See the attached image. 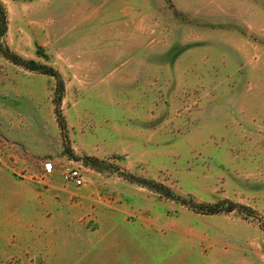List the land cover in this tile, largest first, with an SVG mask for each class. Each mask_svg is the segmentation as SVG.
I'll return each mask as SVG.
<instances>
[{
  "label": "rangeland",
  "instance_id": "rangeland-1",
  "mask_svg": "<svg viewBox=\"0 0 264 264\" xmlns=\"http://www.w3.org/2000/svg\"><path fill=\"white\" fill-rule=\"evenodd\" d=\"M0 2V264H264V0Z\"/></svg>",
  "mask_w": 264,
  "mask_h": 264
},
{
  "label": "trees",
  "instance_id": "trees-1",
  "mask_svg": "<svg viewBox=\"0 0 264 264\" xmlns=\"http://www.w3.org/2000/svg\"><path fill=\"white\" fill-rule=\"evenodd\" d=\"M6 28H7L6 12H5L4 6L0 2V54L4 58L12 62L13 64L21 66L22 68L26 70L38 72V73L45 74V75H48L54 78L55 88L53 91L52 102L54 104V110L57 116L61 118L60 104H61V98H62V94L64 90V82H63L61 74L52 66L40 63L38 61H35L34 59L23 58L19 54L12 51L8 46H6L2 41V37L6 32ZM61 128H62V131H61L62 137L64 140H67L66 134L63 131V129L65 128L63 123L61 124ZM137 180L140 184L148 188L154 189L155 191H157L158 193L166 197L179 200L180 202L187 204L189 207L197 209L204 213H216L219 211H230L233 209H237L240 211H244L248 215H253L251 209H248L246 206L239 205L237 203H232L227 200H221V201H218L212 204L194 203L190 199H183L182 197L175 194L172 190H170L168 187H166L163 184L156 183L152 180H148L144 178H139ZM223 204H226V205H223Z\"/></svg>",
  "mask_w": 264,
  "mask_h": 264
},
{
  "label": "built area",
  "instance_id": "built-area-1",
  "mask_svg": "<svg viewBox=\"0 0 264 264\" xmlns=\"http://www.w3.org/2000/svg\"><path fill=\"white\" fill-rule=\"evenodd\" d=\"M53 169L51 162L43 163L44 173H50ZM61 178L64 183L75 187H81L84 184V175L79 167H68L61 172Z\"/></svg>",
  "mask_w": 264,
  "mask_h": 264
}]
</instances>
